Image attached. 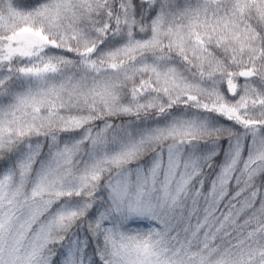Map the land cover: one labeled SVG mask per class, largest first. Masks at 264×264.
Listing matches in <instances>:
<instances>
[{"label": "snow or ice", "instance_id": "6c2138e0", "mask_svg": "<svg viewBox=\"0 0 264 264\" xmlns=\"http://www.w3.org/2000/svg\"><path fill=\"white\" fill-rule=\"evenodd\" d=\"M0 264H264V0H0Z\"/></svg>", "mask_w": 264, "mask_h": 264}]
</instances>
